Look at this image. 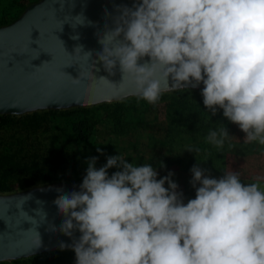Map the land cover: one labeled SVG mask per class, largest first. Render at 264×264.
<instances>
[{
    "label": "water",
    "instance_id": "water-1",
    "mask_svg": "<svg viewBox=\"0 0 264 264\" xmlns=\"http://www.w3.org/2000/svg\"><path fill=\"white\" fill-rule=\"evenodd\" d=\"M250 86L264 87V38L203 21L190 0H36L0 26V116ZM186 236L115 212L84 184L0 193V263L143 255Z\"/></svg>",
    "mask_w": 264,
    "mask_h": 264
},
{
    "label": "trees",
    "instance_id": "trees-1",
    "mask_svg": "<svg viewBox=\"0 0 264 264\" xmlns=\"http://www.w3.org/2000/svg\"><path fill=\"white\" fill-rule=\"evenodd\" d=\"M12 0L9 11H19ZM261 3V0H260ZM259 3V6H260ZM248 15L255 16L258 7ZM4 19H0L3 23ZM232 30V29H231ZM260 88L256 86L240 89H230L215 92L194 93L181 91L170 96V120L173 126V136L179 139L182 147H188V141L196 143L203 152L202 162L191 160L184 165V172L196 177L198 172L204 174L203 182H195L185 188L186 203L178 210L180 217L178 225L197 236L184 245L170 247L152 252L148 256L164 257L167 254L169 264H189L183 261L184 254L191 253L195 259L216 260L222 264H264V242L253 241L236 235H219L212 233L217 221V215L203 207V201L209 192H219L224 177V158L235 150L249 152L251 145H235L231 147V133L237 125L236 117L242 115L249 107L251 97ZM264 90V87L262 89ZM146 98L133 99L121 104L105 106L104 115L99 117L95 110L77 109L74 111H43L20 118L0 116V193L10 191L15 186L29 187L36 182L50 181L55 178L76 179L84 182L88 190L97 198L105 200V193H112L119 187L120 172L104 169L97 174L82 176L74 172L72 166L80 161V151L90 144L95 127L104 124L113 135H124L131 129V121L141 123L139 109L146 108ZM78 144L79 148L73 147ZM80 150V151H78ZM185 153V152H183ZM184 157L168 158L166 165H181ZM77 158H79L77 160ZM190 163V165H189ZM75 167V166H74ZM131 171V176L135 171ZM134 171V172H133ZM220 179V181H219ZM118 190L128 205L135 212L137 204L150 214V219L157 221L163 209L169 192L156 187L147 193L142 190L138 194L127 195L126 187ZM221 186V187H220ZM116 191V190H115ZM114 208H121L117 199ZM179 253V259L173 258V253ZM76 252L51 253L31 259L34 264H73ZM93 256H104L88 251L80 252L78 261L86 264ZM141 257H130L138 260ZM115 264H121L123 259L115 258Z\"/></svg>",
    "mask_w": 264,
    "mask_h": 264
},
{
    "label": "rangeland",
    "instance_id": "rangeland-1",
    "mask_svg": "<svg viewBox=\"0 0 264 264\" xmlns=\"http://www.w3.org/2000/svg\"><path fill=\"white\" fill-rule=\"evenodd\" d=\"M34 1L36 0H17L14 2L17 5H14V7H17L19 11L8 12L12 0H0V19H4L0 26L14 21L22 13L24 7ZM166 1L177 3L183 0ZM190 1L193 3L199 18L203 21L210 24L225 23L232 30H239L246 35L264 38V0H261V3L260 0ZM256 6H259L257 14L255 16L248 15ZM258 88L262 89V87ZM260 89L254 93H248L252 102L242 115L236 117L238 122L231 133L232 148L235 145H241L240 147H242L249 143L251 150L246 153L241 148L242 153H240L235 150L239 148L236 147L226 155L223 161L222 188L219 192H209L203 201V207L217 215V221L211 229L215 236L236 235L238 233L243 238L264 242V90ZM178 92L181 91L126 98L127 101L146 98V108L138 111L141 123L136 124L137 121L130 118L131 129L126 134L119 136L111 134L104 124L97 125L91 143L87 144L83 150H78L80 151V161H76L75 167H72L74 172L78 171V175L82 176L94 175L108 168L119 171L121 173L118 180L119 187L112 193H105V200L96 197L101 203L115 212L137 221L183 230L187 233V238L179 244L155 249L143 255L124 257L91 255L86 264H115V258L123 259L121 264H169L167 254L164 257L145 256L158 250L184 245L188 240L197 236L194 232L178 225L180 217L178 210L183 208L186 203L185 188L195 182H203L204 180V174L198 172L194 178L187 175L183 170L188 161L202 162L199 158H201L203 152L196 143L190 141H188V147H182L179 139L173 136L169 102L170 96ZM191 92L201 93L207 91ZM126 100L80 109L95 110V113L102 117L105 113L103 107L121 104ZM74 110L77 109L67 111ZM73 147L76 150L79 148L78 144H74ZM185 154L187 156L185 161L181 162V165H166V159L181 158ZM129 169L135 171L133 176H131ZM59 182L86 185L84 182L76 181V179L55 178L50 181L36 182L29 187L15 186L10 191L1 193L15 192L46 183ZM123 185H129L126 187L127 195L138 194L141 190L147 193L151 188L148 189L145 186L156 187V185H161L162 189L169 192V198L166 199V208L161 211L159 219L153 221L150 219L149 213H144L142 210L136 211V209H142L139 204L135 206L134 212L132 206L128 205L124 198L122 199L123 196L118 193V190L123 189ZM116 199L121 208H114L113 205ZM82 251L87 250L54 253L76 252L73 264H80L77 259ZM88 252L107 255L94 251ZM36 257L0 264H34L30 260ZM130 257L141 258L135 260L130 259ZM173 258H176V261H181L178 252L173 253ZM182 258L183 261L189 264H222L221 261L216 260L199 261L191 253L184 254Z\"/></svg>",
    "mask_w": 264,
    "mask_h": 264
}]
</instances>
